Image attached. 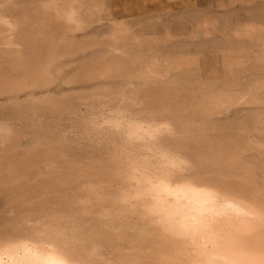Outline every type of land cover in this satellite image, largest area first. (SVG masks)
<instances>
[{
    "label": "rangeland",
    "instance_id": "rangeland-1",
    "mask_svg": "<svg viewBox=\"0 0 264 264\" xmlns=\"http://www.w3.org/2000/svg\"><path fill=\"white\" fill-rule=\"evenodd\" d=\"M43 3L0 0L13 16L40 10L23 35L0 33V245L52 241L73 264H202L151 200L127 197L143 149L106 128L114 114L171 124L157 145L193 162L171 182L230 192L264 221V3L132 23L76 0L75 29L55 15L67 5Z\"/></svg>",
    "mask_w": 264,
    "mask_h": 264
},
{
    "label": "bare ground",
    "instance_id": "bare-ground-1",
    "mask_svg": "<svg viewBox=\"0 0 264 264\" xmlns=\"http://www.w3.org/2000/svg\"><path fill=\"white\" fill-rule=\"evenodd\" d=\"M50 2L51 1H49V3L47 2V4H43L47 5L49 13L54 15L53 13H55V7L58 3L55 1L54 3H56V6H54L55 4ZM7 11L6 13L0 11V33H6V36L11 39L23 35V32L26 33L27 29L20 28V26L28 24L29 21H36L39 23L38 20H40L39 9H37V11L30 10L31 12L29 10H24L17 16H13V14H9ZM46 12L48 11L46 10ZM68 14L69 13L61 14L60 11L55 13L56 17L70 19ZM260 110L262 112L263 109ZM114 115L116 118L107 117L102 120L106 128L122 134L127 142L126 145L137 143L143 149V152L139 153L138 156H134L132 152H128V155L132 154L129 157V164L131 166L130 169L132 171L131 175L133 181L136 183L134 192L127 195L128 198L132 199V201L141 200L146 197L151 200L149 208L147 205L148 212L154 214L158 222L164 224V226L170 228V230L172 229L178 236L189 239L195 247L196 252L203 256H201L203 259L202 264H264V221L255 210L246 206L243 200L235 199V196L234 198L227 196L229 194L231 195L230 192L227 195L217 192V187H215V190L212 187L201 185V183L200 185H196L189 180H182L178 183L171 182L172 175L176 173H181L180 175H183V172L190 167V164L192 166L193 163H190L189 158H186V156H181L178 152L175 153L166 149H161L157 145L158 137L171 132L173 128L171 124L166 121H156L157 119L154 121L151 120L152 118L150 120H139L137 118L124 120L121 117L118 118L116 114ZM160 118L162 119V117ZM171 121L175 120L172 119ZM260 122H262V120ZM94 126L96 129H100L99 125ZM260 127L264 128V126ZM160 139L158 140L160 141ZM260 155H262V153H260ZM231 182L233 184V181ZM228 183H230V181H228ZM218 184L220 183L218 182ZM236 185H234L235 188L239 187ZM246 191L245 193L248 195ZM251 195L253 196L254 193ZM256 200H258V198ZM42 230L43 229L40 231V229H38L40 232H43ZM53 230L54 229H52V231ZM169 235L172 236L171 234ZM71 241L69 240L68 243ZM62 252L52 241H35L25 237L11 238L0 245V264H73L65 258ZM90 255L92 254L90 253ZM186 263L187 262H185V264Z\"/></svg>",
    "mask_w": 264,
    "mask_h": 264
},
{
    "label": "crops",
    "instance_id": "crops-1",
    "mask_svg": "<svg viewBox=\"0 0 264 264\" xmlns=\"http://www.w3.org/2000/svg\"><path fill=\"white\" fill-rule=\"evenodd\" d=\"M46 3L48 0H40ZM69 14L67 25L70 29L76 27V0H57ZM253 3H264V0H105V6L110 17L116 21L138 23L151 20L158 16L178 17L209 13L212 15L230 13L239 7ZM47 4V3H46ZM71 15V16H70ZM172 27V26H171ZM251 84V78L246 80L221 81Z\"/></svg>",
    "mask_w": 264,
    "mask_h": 264
},
{
    "label": "clouds",
    "instance_id": "clouds-1",
    "mask_svg": "<svg viewBox=\"0 0 264 264\" xmlns=\"http://www.w3.org/2000/svg\"><path fill=\"white\" fill-rule=\"evenodd\" d=\"M69 22H74V21H71V20H70Z\"/></svg>",
    "mask_w": 264,
    "mask_h": 264
}]
</instances>
